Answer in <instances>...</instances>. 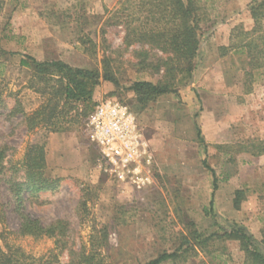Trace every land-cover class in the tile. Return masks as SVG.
I'll list each match as a JSON object with an SVG mask.
<instances>
[{"label": "rangeland", "instance_id": "374dc122", "mask_svg": "<svg viewBox=\"0 0 264 264\" xmlns=\"http://www.w3.org/2000/svg\"><path fill=\"white\" fill-rule=\"evenodd\" d=\"M260 1L199 0V49L191 78L177 74V97L165 95L159 105L142 107L130 87L159 82L164 69L158 70V58L168 55L133 37L125 24L132 19L134 26H147L141 12L150 0H0L1 249L7 245L37 264H147L177 250L193 227L211 234L232 224L244 227L264 249L263 161L247 153L264 141V69L245 78V56L220 57L219 50L230 44L235 29L253 28L249 9ZM27 56L101 76L107 61L116 83L100 77L92 99L96 105L119 102L135 116L149 159L138 178L109 173L85 119L64 133L26 130L20 112L30 115L41 102L27 88L30 72L19 66ZM38 141L45 142V176L55 181L54 189L24 193L17 209L6 182L26 147ZM209 170L217 183L214 193ZM21 216L41 228L55 224L63 234L23 237ZM193 252L184 262L163 264L244 260L231 241L217 242L209 253L197 247Z\"/></svg>", "mask_w": 264, "mask_h": 264}, {"label": "trees", "instance_id": "16d2710c", "mask_svg": "<svg viewBox=\"0 0 264 264\" xmlns=\"http://www.w3.org/2000/svg\"><path fill=\"white\" fill-rule=\"evenodd\" d=\"M143 9L144 12L141 13L145 16L144 25L147 26L142 28L134 26L132 23L135 20L131 19L125 24L127 30L133 34V37L156 45L163 54L168 55L165 58H158V70L164 69L159 82L155 84L135 82L130 87L136 101L145 107L161 96H178L175 88L177 74H183L186 79L191 78L194 71L193 61L199 49L198 31L201 16L199 0H150L149 3L144 4ZM249 11L253 28L249 32L235 29L231 34L230 44L219 49L220 57H225L229 52H237L245 56L244 65L248 69L244 74L245 78L252 77V71L264 69L262 25L264 0L254 2ZM102 64L101 76L96 70L72 67L60 60L38 61L30 56L22 57L19 66L30 72L27 88L41 100L39 106L30 115L20 112L26 130L34 132L42 129L46 134L64 133L78 126L82 120H87L96 106L92 96L100 83V77L105 82L116 83L107 61L104 60ZM11 113L14 114L16 111L12 110ZM196 133L200 145L203 146L198 128ZM3 153L1 149L0 172L4 169L1 164ZM247 153L253 157H262L264 168V141L252 144ZM46 169L45 142L38 141L27 146L23 162L11 167L12 177L6 182L15 198L17 209L20 207L24 193L33 195L54 189L55 181L46 178ZM21 170L23 174L19 173ZM209 171L213 177L214 193L217 183L214 173L212 170ZM209 206L212 208V201ZM233 207L238 210L239 204L235 201ZM54 225L41 228L37 220L21 216L18 232L23 237L35 238L43 235L47 237L62 235L59 226ZM219 231L203 234L193 227L188 233V238L182 240L177 250L172 253L163 252L147 264L184 262L190 253H194L195 247L204 253H209V248L215 246L217 242L230 241L238 243L244 255L243 264H264V249L258 246L259 242L244 227L232 224L229 228H219ZM4 249L0 247V264H37L21 253L12 252L7 245H4Z\"/></svg>", "mask_w": 264, "mask_h": 264}, {"label": "built area", "instance_id": "2783aa9c", "mask_svg": "<svg viewBox=\"0 0 264 264\" xmlns=\"http://www.w3.org/2000/svg\"><path fill=\"white\" fill-rule=\"evenodd\" d=\"M85 128L109 173L134 181L144 172L149 163L147 144L142 140L136 118L128 107L111 100L100 102L86 120Z\"/></svg>", "mask_w": 264, "mask_h": 264}, {"label": "crops", "instance_id": "0c3cea01", "mask_svg": "<svg viewBox=\"0 0 264 264\" xmlns=\"http://www.w3.org/2000/svg\"><path fill=\"white\" fill-rule=\"evenodd\" d=\"M166 99V97L165 96H161V97H159L157 100H156V102H155V104H156V106L157 105H159V101H160V99ZM168 99V98H167ZM215 147H218V146H215ZM254 158H258V160H260V161H263V158L262 157H254Z\"/></svg>", "mask_w": 264, "mask_h": 264}]
</instances>
